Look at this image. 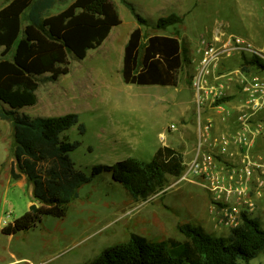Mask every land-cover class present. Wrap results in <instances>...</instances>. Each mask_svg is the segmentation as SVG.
I'll list each match as a JSON object with an SVG mask.
<instances>
[{"label":"rangeland","instance_id":"374dc122","mask_svg":"<svg viewBox=\"0 0 264 264\" xmlns=\"http://www.w3.org/2000/svg\"><path fill=\"white\" fill-rule=\"evenodd\" d=\"M71 1H58L50 13ZM112 1L122 23L112 30L110 39L102 47L88 50L83 59L68 54L69 74L56 80H49L47 74L41 76L36 90L38 103L19 110L31 117L74 112L84 127L81 131L73 126L61 134L70 142H78L69 156L90 178L78 188L64 217L42 216L26 231L1 233L8 223L30 211L32 204L36 209L41 204L34 200L32 186L24 176L11 179L10 168L15 162L12 127L7 128L5 122L0 128V264H89L101 250L126 241L131 233L155 241L170 237L184 240L177 228L183 223L200 225L215 236L228 235L231 229L219 222L221 214L209 211V198L201 185L179 181L184 163L194 156L197 141L190 83L193 58L199 38L209 36L221 19L228 21V32L260 45L264 0H128L148 21L143 27L145 36L175 35L188 45L192 61L179 71L176 87L122 82L119 45L137 22L125 5ZM171 13L182 20L164 29L155 27L159 17ZM237 64L235 59L229 66ZM164 145L180 151L183 171L179 176L167 175L163 187L147 200L133 199L109 172L92 174L95 166L127 158L150 160ZM258 147L263 149L264 145L259 143ZM200 192L206 195V202H202ZM254 203L255 209L247 214L264 227V189ZM249 264H264V252Z\"/></svg>","mask_w":264,"mask_h":264},{"label":"trees","instance_id":"16d2710c","mask_svg":"<svg viewBox=\"0 0 264 264\" xmlns=\"http://www.w3.org/2000/svg\"><path fill=\"white\" fill-rule=\"evenodd\" d=\"M58 1L9 0L0 8V119L10 121L12 127L15 162L10 176L13 181L24 176L32 186L34 200L41 204L35 212L27 211L3 227L5 235L34 227L42 216L64 217L78 188L90 179L69 156L78 142L61 136L73 126L84 130L77 113L31 117L19 110L37 102L41 76L56 80L66 75L70 70L68 54L83 59L121 19L112 0H73L60 12L50 14ZM119 1L137 22L123 48L122 82L176 87L179 71L192 61L188 45L175 35L145 36L147 19L128 0ZM181 20L171 13L159 17L154 25L164 29ZM238 64L246 71L264 70V61L256 55L242 54ZM182 162L180 151L164 145L150 160L127 158L95 166L92 174L109 172L133 199L147 200L163 187L167 175L181 174ZM177 228L184 240L170 237L155 241L131 233L126 241L101 250L89 264H249L264 252V227L244 212L241 222L224 236L211 235L191 223Z\"/></svg>","mask_w":264,"mask_h":264},{"label":"built area","instance_id":"2783aa9c","mask_svg":"<svg viewBox=\"0 0 264 264\" xmlns=\"http://www.w3.org/2000/svg\"><path fill=\"white\" fill-rule=\"evenodd\" d=\"M242 54L264 61V36L255 45L218 24L199 38L191 78L197 141L179 179L201 185L209 211L231 228L255 209L264 189V147H258L264 145V70L229 66Z\"/></svg>","mask_w":264,"mask_h":264},{"label":"crops","instance_id":"0c3cea01","mask_svg":"<svg viewBox=\"0 0 264 264\" xmlns=\"http://www.w3.org/2000/svg\"><path fill=\"white\" fill-rule=\"evenodd\" d=\"M73 1V0H72ZM71 1V2H72ZM8 2H9V0H0V8H2V7H4L5 5H7L8 4ZM70 2V3H71ZM69 3V4H70ZM54 7H55V5L51 8V10H50V12L52 11V9H54ZM64 9V8H63ZM63 9H61V10H63ZM61 10H59V11H57V10H55V11H53V13H50V14H56V13H58V12H60ZM118 11V10H117ZM119 13V12H118ZM119 17H120V15H119ZM121 19V18H120ZM218 21V24L220 25H223V26H225L224 28H226V29H228L229 30V26H227L228 25V21H225V20H217ZM216 21V22H217ZM121 23H122V20H121ZM121 23L119 24V25H121ZM119 25H117V26H115V27H113L112 29H111V31L109 32V34H108V36L105 38V40L103 41V43L98 47V48H100V47H102V45H104L105 44V42L108 40V39H110V37L112 36V30L113 29H117L118 27H119ZM136 27V25L134 26V27H132V29L133 28H135ZM132 29L129 31V33H128V35L127 36H125V37H123V43H122V45H119V46H122V53H123V48H124V45H125V43H126V41H127V39H128V37H129V34H130V32L132 31ZM230 31V30H229ZM123 55V54H122ZM69 74V73H68ZM37 95V94H36ZM54 98L55 97H53V96H51V99L52 100H54ZM50 99V98H49ZM38 101H39V97L37 96V102L34 104V105H36L37 103H38ZM166 108V107H165ZM162 109H163V107H162ZM5 122H7L8 124L6 125V127L8 128V127H10L11 125H10V123L8 122V121H6V120H3V119H0V128H4L5 127ZM217 128L218 127H220V125H218L217 124V126H216ZM194 133H195V131H194ZM195 136H196V134H194ZM196 185H198V184H196ZM204 190V189H203ZM205 191V190H204ZM201 193V192H200ZM201 197H202V202H206V195H203L202 193H201ZM1 264H7V263H1Z\"/></svg>","mask_w":264,"mask_h":264},{"label":"water","instance_id":"95a60500","mask_svg":"<svg viewBox=\"0 0 264 264\" xmlns=\"http://www.w3.org/2000/svg\"><path fill=\"white\" fill-rule=\"evenodd\" d=\"M35 210H36V206H35L34 204H32V205L30 206V211H31V212H35Z\"/></svg>","mask_w":264,"mask_h":264}]
</instances>
